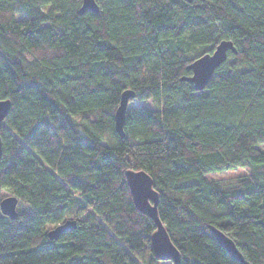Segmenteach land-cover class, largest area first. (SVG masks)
Masks as SVG:
<instances>
[{
	"label": "trees",
	"instance_id": "trees-1",
	"mask_svg": "<svg viewBox=\"0 0 264 264\" xmlns=\"http://www.w3.org/2000/svg\"><path fill=\"white\" fill-rule=\"evenodd\" d=\"M95 1L0 0V195L19 199L17 218L0 210V264H162L130 169L153 179L177 264H241L211 226L264 264V0ZM223 40L236 51L196 90L189 66ZM127 90L155 109H129L121 137Z\"/></svg>",
	"mask_w": 264,
	"mask_h": 264
},
{
	"label": "water",
	"instance_id": "water-1",
	"mask_svg": "<svg viewBox=\"0 0 264 264\" xmlns=\"http://www.w3.org/2000/svg\"><path fill=\"white\" fill-rule=\"evenodd\" d=\"M185 1L192 2L193 0ZM80 11L81 13L87 11L98 13L99 5L95 0H83ZM229 51H236L233 42L223 40L217 45L212 53L205 54L191 63L189 69L192 70V76L187 78V80L194 84L196 90L201 91L205 89L212 79L215 70L227 59ZM133 98H135V93L133 91H124L121 95L119 106L115 111V127L117 133L121 137H125L124 126L126 122V114L129 110V103ZM10 110V100L0 101V126L3 120L9 115ZM2 148L3 142L0 135V158L2 156ZM126 178L137 209L148 214L157 226L151 239L155 256L159 260H170L177 264L180 260V252L171 241L167 229L159 218V196L158 192L153 187V179L145 171H136L132 169L126 172ZM18 204V197L15 195H9L0 201V210L4 215L15 219L18 216ZM75 226V222L68 221L49 231L48 237L50 239H56L63 232L74 229ZM210 229L218 243L234 260L241 264H251L244 258L235 241L231 237L215 227L211 226Z\"/></svg>",
	"mask_w": 264,
	"mask_h": 264
},
{
	"label": "rangeland",
	"instance_id": "rangeland-1",
	"mask_svg": "<svg viewBox=\"0 0 264 264\" xmlns=\"http://www.w3.org/2000/svg\"><path fill=\"white\" fill-rule=\"evenodd\" d=\"M149 108L154 110L155 106L153 104V102L151 100H147V101H142V100H132L129 103V108ZM261 150H264V145H261L258 147ZM247 172V169H234L231 171H225V172H221V173H214L212 175L209 176V178L212 179H216L218 181H220L222 184L224 185H231L234 184L236 182V179L245 174ZM10 193L7 191H3L0 195L1 198L7 197L9 196ZM48 228H52V226H49ZM162 264H172V261L170 260H162L161 261Z\"/></svg>",
	"mask_w": 264,
	"mask_h": 264
}]
</instances>
